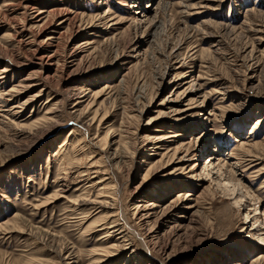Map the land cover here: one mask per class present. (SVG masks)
<instances>
[{
  "label": "rangeland",
  "instance_id": "obj_1",
  "mask_svg": "<svg viewBox=\"0 0 264 264\" xmlns=\"http://www.w3.org/2000/svg\"><path fill=\"white\" fill-rule=\"evenodd\" d=\"M8 64L0 264H264V0H0Z\"/></svg>",
  "mask_w": 264,
  "mask_h": 264
},
{
  "label": "bare ground",
  "instance_id": "obj_2",
  "mask_svg": "<svg viewBox=\"0 0 264 264\" xmlns=\"http://www.w3.org/2000/svg\"><path fill=\"white\" fill-rule=\"evenodd\" d=\"M12 2V1H11ZM202 3V2H201ZM208 3H211L210 1H206L205 2V4H206V6H207V4ZM15 6V5H14ZM25 6V5H24ZM27 6V5H26ZM30 5H28L27 7H29ZM32 6V5H31ZM33 7H35V6H33ZM197 7H199V6H197ZM27 9H29V8H24V11L26 12L27 11ZM30 9H32L33 11L35 10L37 13V15H35L34 17H32L31 19H35V18H37V17H39L40 18V16H42V15H44V13H46V11H43V10H41L40 8L39 9H37V8H30ZM196 9V8H195ZM13 10V9H12ZM53 10V9H52ZM54 11V10H53ZM23 12V11H22ZM24 12V13H25ZM23 15V14H22ZM25 16V15H24ZM30 16V15H29ZM68 16V15H67ZM66 16V17H67ZM10 19V18H9ZM39 20V22H41L39 25L40 26H44L46 23H47V20H46V18H45V16H42L40 19H38ZM64 21H66L67 19H63ZM101 20V19H100ZM31 21V20H30ZM60 23H62V22H60ZM13 26H15V24L13 25ZM22 26V25H21ZM16 27V26H15ZM22 28H24V27H22ZM32 28V27H31ZM34 29V28H33ZM41 29V28H40ZM14 31H15V29H14ZM16 32H17V30H16ZM26 33V31L24 30V29H22V30H20V31H18L17 32V35H22V34H25ZM62 35V34H61ZM16 36V35H15ZM30 36V35H29ZM13 37V36H12ZM29 38V37H28ZM37 38V37H36ZM50 39L51 38H53V37H49ZM22 40V39H21ZM31 40V39H30ZM58 44V43H57ZM81 45V44H80ZM55 46V45H54ZM79 47V46H78ZM82 48V47H81ZM38 50H39V48H38ZM81 51V50H80ZM41 52V51H40ZM37 53V52H36ZM37 57L38 56H40V58H37V59H41L42 60V58H44L43 57V55L42 54H38V55H36ZM53 57V56H52ZM35 58V57H34ZM49 58V57H48ZM43 64V63H42ZM12 65V64H11ZM11 65H6V66H4L3 68H2V70H0V79H2V78H5V76L3 75V73H5V72H7L9 69L7 68V67H9V66H11ZM45 65V64H44ZM45 68V67H44ZM2 72V73H1ZM34 73V72H33ZM33 75H35V74H33ZM28 78L30 79L31 77H26L25 79L26 80H28ZM22 86H24V87H29V85H27V84H24V85H22ZM22 88H19V87H13V88H10V92H8V94L10 95V97L11 98H13V99H15V97L16 96H18L20 93H21V90ZM68 92V91H67ZM66 93V92H65ZM80 93V92H79ZM69 94V93H68ZM71 94V93H70ZM78 93H73V96L72 97H74V96H76ZM6 95H7V93H6ZM67 95V94H66ZM69 96V95H68ZM68 96H67V99H69L68 98ZM66 97V96H65ZM79 98V97H78ZM66 99V98H65ZM20 105V104H19ZM21 106V105H20ZM75 107L76 106H78V104L76 105H74ZM15 107H16V105H15ZM15 113V112H14ZM56 118H57V114L56 113H52L51 115H47V116H45V122H52V121H55L56 120ZM95 118V117H94ZM73 129V128H72ZM70 130V135H72V134H74V131L73 130ZM76 131V130H75ZM88 138V137H87ZM153 141V140H152ZM67 142H69V139L68 138H66V140L64 141V143L62 144H60V148H59V150H56L55 151V154H54V156L55 157H59L60 159H62V161H63V163L65 164V167H64V169L65 170H67L68 168H69V165L70 164H72V162L71 161H69L70 159L69 158H66L65 156V154H64V150H65V147H66V145H67ZM102 150H103V148H101ZM103 157V154L101 155V157L100 158H102ZM69 159V160H68ZM96 162H93V163H91V168H96L95 166H96ZM97 170H95L94 172L95 173H100V171H99V169L98 168H96ZM64 170V171H65ZM106 170H108V169H106ZM106 175H108V174H110V173H108V171H106V173H105ZM106 177V176H105ZM110 179V177H108V178H101L100 177V179L97 181V185H99V188H98V190H96V192L94 193V196H92V197H94V199H92V197H90L89 198V200H90V202H95V203H98L99 205H100V207H109V205H108V199L109 198H112V195H111V184H110V181H107V180H109ZM59 195V194H58ZM180 196V195H179ZM57 197V196H56ZM100 199H102V200H100ZM140 205H137V207H139ZM143 206V205H142ZM78 211V210H77ZM121 214H117V213H114V214H112L111 215V219H113L114 218V220L112 221V223H113V227H110V228H114V223L118 220L116 217L117 216H120ZM110 217V216H109ZM89 218V214L88 213H85L84 215H83V217L81 218V220L82 221H84V220H87ZM108 219V218H107ZM115 219H117V220H115ZM105 224V223H104ZM117 224V223H116ZM100 225V224H99ZM112 225V224H111ZM118 225H120V224H118ZM117 226V225H116ZM119 227V226H118ZM8 228H14V227H8ZM7 228V229H8ZM122 228V227H121ZM108 229H109V227H108ZM113 230V229H112ZM112 230H108V233H107V235L106 236H113L114 234H113V232H116L117 231V229H115L114 231H112ZM118 230H119V228H118ZM112 232V233H111ZM117 234V233H116ZM121 234H122V231H121ZM125 234V233H124ZM128 234V233H127ZM126 235V234H125ZM68 247V246H67ZM65 249V248H64ZM118 249V248H117ZM68 250V249H67ZM98 250H100L99 252H97V251H95L94 250V254L96 255V254H98L99 256H97L96 257V259L91 263V264H98V263H100V264H102L104 261H108L110 258H112L113 257V254H114V252H116L117 250L115 249V246L114 245H110V246H107V247H103V248H100V249H98ZM64 251V250H63ZM72 254V253H71ZM76 256V255H75ZM69 264V263H68Z\"/></svg>",
  "mask_w": 264,
  "mask_h": 264
}]
</instances>
